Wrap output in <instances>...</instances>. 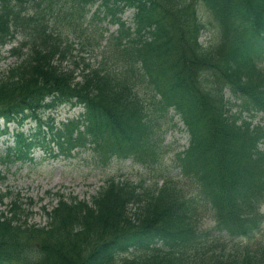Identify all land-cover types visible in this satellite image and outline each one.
<instances>
[{
	"label": "trees",
	"instance_id": "16d2710c",
	"mask_svg": "<svg viewBox=\"0 0 264 264\" xmlns=\"http://www.w3.org/2000/svg\"><path fill=\"white\" fill-rule=\"evenodd\" d=\"M39 1H44L43 6ZM37 3L38 7L33 9V17L30 20L35 21L34 25V33L31 35L32 40L28 42H24L23 46L28 47V56L24 63L18 66L15 69H12L10 77L7 80H0V107L4 104L5 101H8V104L13 106V103L18 104L17 106H22L24 103L21 101H17L19 97H21L22 101L25 98L29 99L33 105H36L41 98V94L45 88L49 85V83H45L43 86H39L36 82L34 84L33 81L36 78L35 75H42L47 78L52 75V72L55 70V66L52 65V60L55 56H59V58L64 59L66 55H70L73 52L74 44L72 42V38H79L80 37V30L81 27L77 24V21L74 16V9L72 7H68L66 5L64 8L65 10L58 11L57 5H63V3H58L59 0H39ZM85 3L91 0H82ZM131 4L136 5L139 7L140 12L138 14L142 20L149 24L154 25L156 24V29L153 31V40L150 42L155 41L156 39H167L162 42L161 49L165 51H170L172 38L170 33L168 34L166 27H164L162 23V5L158 0H127ZM216 0L214 2L218 9H224L226 5L229 7H237L240 8L245 12V6H243L242 2H236L235 0ZM253 2V9L251 7V12L253 16L258 14H263L261 11V7H264V0H250ZM179 8V6H178ZM17 14L20 12L17 10ZM55 21V24H51L50 21ZM260 21L264 24V18L260 17ZM72 23V24H71ZM7 21L0 15V32L2 33L3 37L7 36L6 32H8V27L6 26ZM44 27L42 29L39 26ZM200 24L197 22L193 23L192 29L188 31L187 25V32L189 34L195 36L198 32ZM168 34V35H167ZM71 35V36H70ZM195 49H200L199 44L195 43ZM219 51V49H217ZM232 73L238 80H241V69L239 67V63L237 61L233 62L232 64ZM172 75L176 77H180V73L176 67L172 69ZM32 84V85H30ZM30 85V86H29ZM109 90L114 91V88H109ZM104 92H108L105 89ZM111 102H119L122 105L120 99H111L107 100L106 103L109 104ZM116 111V109L114 110ZM226 130L230 134L229 144H233L234 142L238 141L237 137V129L230 124H225ZM234 188V185H233ZM61 225L65 226V221H61ZM101 223H97L96 227L97 230L100 229ZM0 236L2 239V245L6 248H9L14 251H18L21 246L20 237L15 234L13 231L6 226L5 223L0 222ZM45 242H50V239H47ZM64 244L62 242H58L57 245ZM59 249L55 248H45V259L42 264H73L69 262L65 255L60 254ZM14 256V255H13ZM59 257L56 260V257ZM88 257V256H87ZM88 260L85 264H87ZM92 263L93 261L90 260ZM214 260L210 259L205 261L207 264L213 263ZM202 264V263H201Z\"/></svg>",
	"mask_w": 264,
	"mask_h": 264
},
{
	"label": "rangeland",
	"instance_id": "374dc122",
	"mask_svg": "<svg viewBox=\"0 0 264 264\" xmlns=\"http://www.w3.org/2000/svg\"><path fill=\"white\" fill-rule=\"evenodd\" d=\"M203 39H205V36L203 37ZM5 49H7V48H5ZM14 61H15L14 59H9V60L3 61L1 63V67L5 68L6 66L14 63ZM24 172H25V170H23L20 173V175H22ZM17 177H19V176H17ZM17 177L14 174H9L10 180H15V179H17ZM59 182H60V180L58 179V174L56 172H52V173H49L48 175H46L44 178V181H43V183L47 184L48 187H50V188H54L57 185V183H59ZM18 185H20V184H18ZM38 186H40V185L39 184H37V185L31 184V181H29V182L24 184L23 191H25L28 194L33 195L34 197H37V196L42 194L41 191H37ZM58 188H59V186L54 188V190H57ZM77 191L80 192L79 189H77ZM39 207H40V205L37 206L35 208V210H39ZM37 219H39V220H36V221H40L41 217L37 218Z\"/></svg>",
	"mask_w": 264,
	"mask_h": 264
}]
</instances>
